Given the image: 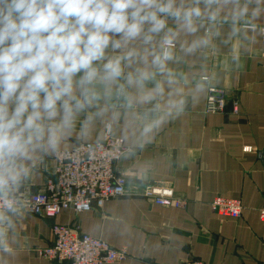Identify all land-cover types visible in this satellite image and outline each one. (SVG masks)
Listing matches in <instances>:
<instances>
[{
  "label": "clouds",
  "instance_id": "9594fccd",
  "mask_svg": "<svg viewBox=\"0 0 264 264\" xmlns=\"http://www.w3.org/2000/svg\"><path fill=\"white\" fill-rule=\"evenodd\" d=\"M262 19L264 0H0V264L35 171L73 141L141 146L201 90L183 66L225 23L239 60Z\"/></svg>",
  "mask_w": 264,
  "mask_h": 264
},
{
  "label": "crops",
  "instance_id": "0c3cea01",
  "mask_svg": "<svg viewBox=\"0 0 264 264\" xmlns=\"http://www.w3.org/2000/svg\"><path fill=\"white\" fill-rule=\"evenodd\" d=\"M229 28L223 25L214 49L183 66L189 82L201 86L195 97L188 96L185 111L124 154L119 173L126 175L127 195L81 214L63 210L56 219L23 211L17 219L15 253L3 264H64L39 254L53 242L54 223H78L84 232L128 250L127 259L108 264H184L191 259L264 264L263 35L254 43L237 40L240 57L234 61L235 45L224 42ZM211 86L225 92L224 112H206ZM235 99L239 114L232 111ZM76 145L70 142L67 150ZM56 166L50 158L35 171L22 198L43 191ZM149 185L172 188L186 204L167 207L144 198ZM217 196L240 199L242 216L214 213L211 202Z\"/></svg>",
  "mask_w": 264,
  "mask_h": 264
},
{
  "label": "built area",
  "instance_id": "2783aa9c",
  "mask_svg": "<svg viewBox=\"0 0 264 264\" xmlns=\"http://www.w3.org/2000/svg\"><path fill=\"white\" fill-rule=\"evenodd\" d=\"M226 106L225 92L211 86L206 112H224ZM232 111L233 114L240 113L239 100L232 101ZM126 152L120 138L113 137L103 141L94 151L87 144H78L68 149L66 156L54 157L57 163L55 177L48 179L43 191L22 198L25 205L23 211L56 219L63 210L81 214L95 208L102 209L109 200L127 195L126 175L119 173V165ZM141 195L161 206L182 207L186 204L168 187L149 185ZM211 209L222 218H240L244 208L240 199L217 196L211 202ZM260 216L264 220V202ZM52 233V244L39 249V254L50 261L64 264H108L125 260L129 256L125 247H113L109 242L84 232L78 223H54ZM184 264L207 263L191 259Z\"/></svg>",
  "mask_w": 264,
  "mask_h": 264
},
{
  "label": "rangeland",
  "instance_id": "374dc122",
  "mask_svg": "<svg viewBox=\"0 0 264 264\" xmlns=\"http://www.w3.org/2000/svg\"><path fill=\"white\" fill-rule=\"evenodd\" d=\"M45 248V247H44Z\"/></svg>",
  "mask_w": 264,
  "mask_h": 264
}]
</instances>
